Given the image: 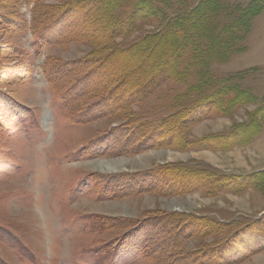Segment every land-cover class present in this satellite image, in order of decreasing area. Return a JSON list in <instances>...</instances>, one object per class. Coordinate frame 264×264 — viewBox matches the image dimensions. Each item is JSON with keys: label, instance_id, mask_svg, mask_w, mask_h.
<instances>
[{"label": "trees", "instance_id": "1", "mask_svg": "<svg viewBox=\"0 0 264 264\" xmlns=\"http://www.w3.org/2000/svg\"><path fill=\"white\" fill-rule=\"evenodd\" d=\"M45 1L0 0V23L12 32L22 31L27 21L22 22L15 10L33 3L29 30L36 41L90 47L83 60H45L42 65L56 99L69 109L70 124L119 119L111 132L119 131L128 154L150 149L228 152L250 144L262 132L264 98L242 87L238 74L218 78L212 71L213 65L226 64L233 54L245 50L252 22L264 12L261 0L246 6L232 0H194L190 5L185 0H58L59 6ZM138 21L153 30L127 45L117 42L129 38ZM17 69L19 76L22 67ZM164 82L183 88L173 99V111L157 121L136 115L132 108ZM250 106L245 121L228 130L191 136V129L203 118H230ZM98 141L85 150L86 155L98 151ZM135 177L138 181L124 186L128 191L108 190L104 184L97 193L110 198L143 192L162 198L195 193L217 198L253 189L264 197V170L237 175L189 160L156 165ZM135 226L149 228L148 239L155 248L161 244L163 252L169 246L182 251L181 244L197 241L194 250L173 255V264H234L248 259L247 252L264 251V218L226 222L210 215L152 210ZM159 258V253L154 254L155 260Z\"/></svg>", "mask_w": 264, "mask_h": 264}, {"label": "rangeland", "instance_id": "2", "mask_svg": "<svg viewBox=\"0 0 264 264\" xmlns=\"http://www.w3.org/2000/svg\"><path fill=\"white\" fill-rule=\"evenodd\" d=\"M251 1L232 3L246 6ZM45 2L59 6L58 0ZM32 4L23 3L15 10L22 22L27 21L22 31L12 32L0 23V74L4 75H0V264H173V255L194 250L197 241L184 242L177 252L170 246L163 252L161 244L155 248L148 239L152 231L134 227L147 212L205 214L220 221L264 218V197L253 189L217 198L201 193L162 198L154 192L110 198L97 193L104 184L108 190L128 191L124 186L138 181L135 175L163 163L196 160L237 175L264 169V126L250 144L228 152L150 149L128 154L119 131L111 132L119 119L70 124L69 109L56 99L42 65L45 60H83L90 47L36 41L27 20ZM251 26L245 50L233 54L226 64L213 65L212 71L218 78L238 74L239 84L263 99L264 12ZM151 30L153 26L138 21L137 30L117 42L127 45ZM17 67H22L19 76ZM181 92V85L164 82L132 110L157 121L173 111V99ZM252 109L240 108L230 118L205 117L191 129V136L224 132L245 121ZM95 139H99L98 151L88 156L85 150ZM246 254L248 259L234 264H264V251Z\"/></svg>", "mask_w": 264, "mask_h": 264}, {"label": "bare ground", "instance_id": "3", "mask_svg": "<svg viewBox=\"0 0 264 264\" xmlns=\"http://www.w3.org/2000/svg\"><path fill=\"white\" fill-rule=\"evenodd\" d=\"M101 166H103V167L106 168L107 170L112 169V166H111V165H101ZM37 210H38V209H37Z\"/></svg>", "mask_w": 264, "mask_h": 264}]
</instances>
